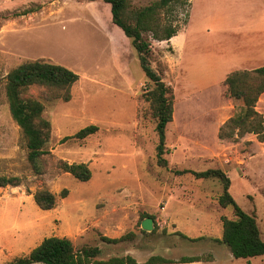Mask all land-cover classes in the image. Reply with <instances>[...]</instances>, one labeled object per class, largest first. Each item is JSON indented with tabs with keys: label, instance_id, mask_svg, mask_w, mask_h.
I'll return each instance as SVG.
<instances>
[{
	"label": "rangeland",
	"instance_id": "374dc122",
	"mask_svg": "<svg viewBox=\"0 0 264 264\" xmlns=\"http://www.w3.org/2000/svg\"><path fill=\"white\" fill-rule=\"evenodd\" d=\"M154 1L129 3L141 8ZM174 9L169 17L160 13L161 22L173 19L180 30L191 16L189 47L175 55L165 41L144 34L153 54L151 66L162 71L174 96L172 121L165 130L167 164L159 166L155 121L144 99L150 82L130 40L112 23L110 5L0 0V176L23 179L19 186L0 187V264L27 255L47 237L69 238L77 249L98 247L101 260L125 255L142 264L159 255L205 261L218 249L215 264H264V256L230 260L228 248L214 241L222 236L220 218H234L231 207L217 202L222 183L178 174L221 169L231 180L229 191L237 205L255 217L264 239V144L253 134L230 139L217 135L242 104L225 97L223 80L230 72L221 77V71L264 66V0H184ZM244 46L263 54L246 59L251 63L243 66L238 53ZM195 53L204 55L193 59ZM179 59L229 63L217 70L207 67L203 80L196 67H182ZM33 60L59 64L79 75L67 102L49 100L42 86L28 91L43 104V117L51 125L40 175L27 161L26 143L4 91L7 74ZM259 98L256 109L264 117V94ZM91 124L98 127L95 134L70 137ZM61 160L86 163L90 180L63 172ZM39 189L57 195L53 209L37 207L32 194ZM63 189L68 195L60 198ZM144 218L153 220L151 232L141 229ZM128 233L134 234L131 240L103 241Z\"/></svg>",
	"mask_w": 264,
	"mask_h": 264
},
{
	"label": "trees",
	"instance_id": "16d2710c",
	"mask_svg": "<svg viewBox=\"0 0 264 264\" xmlns=\"http://www.w3.org/2000/svg\"><path fill=\"white\" fill-rule=\"evenodd\" d=\"M88 2L102 1L110 5L111 20L130 40L135 50L140 67L150 86L144 99L149 104L150 115L155 121L158 136L156 160L159 166H166L165 130L172 121L173 89L162 78V71L151 66V45L144 34H150L155 41H168L177 34L179 28L173 25V19L161 22L160 13L168 17L173 15L174 7L184 0H156L148 6L135 8L129 0H85ZM187 23L186 21L184 22ZM79 80V75L69 68L45 60L26 61L12 69L6 76L4 86L5 97L11 118L20 128L27 147V161L36 175L43 173L40 164L42 157L48 152L45 149L50 139L51 125L43 117V104L28 94L32 86L46 88L48 99L61 98L64 102L71 99V88ZM225 97L241 101L239 109L219 128V138L230 139L253 134L264 144V117L257 111L259 97L264 94V66L252 70H236L230 72L223 80ZM51 93V95H49ZM98 131L96 125H88L74 134L73 138L84 139ZM69 137V138H70ZM63 172L70 174L79 181L86 182L91 178V170L86 163H68L59 161ZM189 173L197 179H217L222 183V192L217 198L220 207H231L234 218H220L222 236L217 242L225 245L234 259H249L264 256V239L253 215L244 212L230 193L231 180L221 169H208L201 172L182 170L178 174ZM23 183L18 176H0V187H16ZM68 195V190L60 191V198ZM33 201L42 210L55 207L57 195L47 189L36 190L32 194ZM133 233L119 238H105L103 241L117 244L133 238ZM182 237L183 234L177 232ZM199 238H196L198 240ZM193 241V240H192ZM100 250L95 246L75 248L66 237H47L39 245L22 257L7 264H137L131 256L98 259ZM202 260L201 257H183L171 260L163 256L149 257L142 264H173L191 263Z\"/></svg>",
	"mask_w": 264,
	"mask_h": 264
},
{
	"label": "crops",
	"instance_id": "0c3cea01",
	"mask_svg": "<svg viewBox=\"0 0 264 264\" xmlns=\"http://www.w3.org/2000/svg\"><path fill=\"white\" fill-rule=\"evenodd\" d=\"M190 24H191V16L189 18V21L187 22V24L182 28L180 29L177 34L175 36H173L171 39H169L168 41H165V43L171 48L173 49L175 55L178 53V50H181V47L183 46H188V43H189V39H190V31H189V27H190ZM182 39L185 40V42L182 41ZM189 47V46H188ZM246 47V48H245ZM242 48H245L241 53H238L239 54V57H242L244 60L242 62L243 66L246 64V63H251L250 61L246 60V59H255L257 56H260L261 54H263L262 51L258 50V51H255L256 49H254L252 46H244ZM241 49V48H240ZM202 52V51H201ZM204 55V53H202ZM202 54H196L195 53V56L193 57V59H196V58H199L200 56H203ZM192 59V60H193ZM177 63L182 66V67H189V66H194L196 67V70L197 72L201 75L202 79H207L205 76L207 72V69L210 67H213L214 69H218L219 66H222V65H226L228 67V63H229V60L225 61L223 59H219L218 61L214 62V61H211L212 64H209V63H206L203 65L202 62H195V61H188L187 63H183L180 59L179 61L177 60ZM186 64V65H185ZM198 65V66H197ZM201 67V68H197V67ZM208 67V68H207ZM231 68H236V67H229L227 69H224L221 71V77L225 74H227L228 72H231ZM219 74V73H218ZM215 242L216 239L214 240ZM218 252V249H216L215 251V255H213V257H211L210 259H207L205 261L200 260L198 262H191V263H173V264H215L216 263V259H217V255L216 253ZM229 255V254H228ZM231 257L232 255L230 254L229 255V258L231 260ZM228 258V259H229ZM233 258V257H232ZM249 261V259L247 260ZM249 263V262H248ZM163 264V263H162Z\"/></svg>",
	"mask_w": 264,
	"mask_h": 264
},
{
	"label": "water",
	"instance_id": "95a60500",
	"mask_svg": "<svg viewBox=\"0 0 264 264\" xmlns=\"http://www.w3.org/2000/svg\"><path fill=\"white\" fill-rule=\"evenodd\" d=\"M141 229L145 232H151L152 229H153V220L151 218H144L142 221H141Z\"/></svg>",
	"mask_w": 264,
	"mask_h": 264
}]
</instances>
